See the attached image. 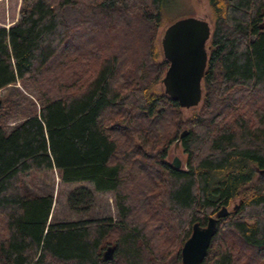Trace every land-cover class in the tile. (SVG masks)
Instances as JSON below:
<instances>
[{
    "label": "trees",
    "instance_id": "1",
    "mask_svg": "<svg viewBox=\"0 0 264 264\" xmlns=\"http://www.w3.org/2000/svg\"><path fill=\"white\" fill-rule=\"evenodd\" d=\"M161 1L22 0L0 26V89L26 82L41 102L5 132L0 99V264H181L192 224L223 205L199 264H264V0H207L189 112L161 83ZM177 139L183 169L165 159ZM46 168L111 191L118 219L52 221L53 194L21 177ZM93 201L67 196L74 211Z\"/></svg>",
    "mask_w": 264,
    "mask_h": 264
},
{
    "label": "rangeland",
    "instance_id": "2",
    "mask_svg": "<svg viewBox=\"0 0 264 264\" xmlns=\"http://www.w3.org/2000/svg\"><path fill=\"white\" fill-rule=\"evenodd\" d=\"M21 1L22 0H0V26L7 28L18 19ZM161 14V35L168 24L178 18L186 16L201 17L206 19L210 25L212 23L211 12L207 0H162ZM0 99L10 100L2 110L6 111L1 123L5 132L26 116L37 113L38 107L41 104L38 92L26 82L22 84L17 82L16 86L1 88ZM189 109L190 108H184V111L189 112ZM0 113L2 114L1 111ZM174 156L180 159V168H185L186 154L178 139L169 146L165 159L167 162L171 163ZM21 177L36 192L53 194L51 220L54 222H68L103 217H109L112 220L118 219L114 194L111 191L95 190L90 181L64 182L61 180L59 171L56 168L28 170L22 172ZM257 177L262 179L264 173L258 172ZM81 186L87 187L93 192L94 201L91 208L88 210L74 211L67 202V196L72 189ZM108 245L113 246V244ZM108 245H106L105 248Z\"/></svg>",
    "mask_w": 264,
    "mask_h": 264
},
{
    "label": "water",
    "instance_id": "3",
    "mask_svg": "<svg viewBox=\"0 0 264 264\" xmlns=\"http://www.w3.org/2000/svg\"><path fill=\"white\" fill-rule=\"evenodd\" d=\"M210 31L211 25L206 19L186 16L174 20L162 32L160 44L168 66L161 83L164 93L180 107L189 108L201 100V80L206 67V42ZM170 164L179 169L180 159L174 156ZM227 213L228 209L223 205L214 216L207 217L204 225L198 222L192 224L191 232L180 249L181 264H199L203 260L216 231L218 218ZM113 251L114 247L108 245L103 251V259H111Z\"/></svg>",
    "mask_w": 264,
    "mask_h": 264
}]
</instances>
